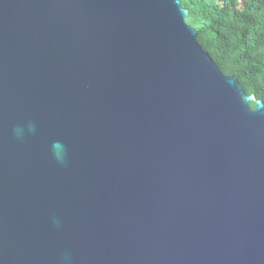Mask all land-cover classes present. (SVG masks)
Here are the masks:
<instances>
[{
    "label": "water",
    "instance_id": "95a60500",
    "mask_svg": "<svg viewBox=\"0 0 264 264\" xmlns=\"http://www.w3.org/2000/svg\"><path fill=\"white\" fill-rule=\"evenodd\" d=\"M188 16L0 0V264H264V101Z\"/></svg>",
    "mask_w": 264,
    "mask_h": 264
},
{
    "label": "trees",
    "instance_id": "16d2710c",
    "mask_svg": "<svg viewBox=\"0 0 264 264\" xmlns=\"http://www.w3.org/2000/svg\"><path fill=\"white\" fill-rule=\"evenodd\" d=\"M181 0L186 21L226 75L264 101V0ZM252 106L254 104L252 103Z\"/></svg>",
    "mask_w": 264,
    "mask_h": 264
},
{
    "label": "clouds",
    "instance_id": "9594fccd",
    "mask_svg": "<svg viewBox=\"0 0 264 264\" xmlns=\"http://www.w3.org/2000/svg\"><path fill=\"white\" fill-rule=\"evenodd\" d=\"M57 160L61 163H63L64 161V153H63V150L61 151V153L57 154Z\"/></svg>",
    "mask_w": 264,
    "mask_h": 264
},
{
    "label": "rangeland",
    "instance_id": "374dc122",
    "mask_svg": "<svg viewBox=\"0 0 264 264\" xmlns=\"http://www.w3.org/2000/svg\"><path fill=\"white\" fill-rule=\"evenodd\" d=\"M241 2H243L242 0H240Z\"/></svg>",
    "mask_w": 264,
    "mask_h": 264
}]
</instances>
